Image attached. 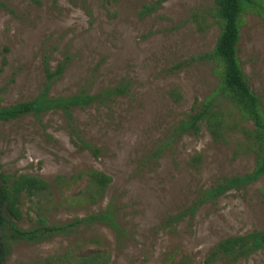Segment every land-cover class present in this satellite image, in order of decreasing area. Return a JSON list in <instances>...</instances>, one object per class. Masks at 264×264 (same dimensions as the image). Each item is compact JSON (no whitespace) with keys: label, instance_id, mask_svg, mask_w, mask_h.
<instances>
[{"label":"rangeland","instance_id":"obj_1","mask_svg":"<svg viewBox=\"0 0 264 264\" xmlns=\"http://www.w3.org/2000/svg\"><path fill=\"white\" fill-rule=\"evenodd\" d=\"M159 1L0 0V107L34 99L45 69L59 65L51 97L124 89L74 108L71 121L52 111L0 124V173L53 185L46 199H23L20 228L35 226L37 208L48 225H63L110 204L121 230L84 223L40 244L15 243L4 264H74L95 255L98 264H203L224 239L264 231V175L198 205L207 190L257 163L253 122L219 94V61L198 59L221 33L215 0ZM252 1L237 58L264 113V0ZM209 100L223 115L222 139L214 141L205 123L177 135ZM89 170L111 178L93 204L85 195ZM80 173L69 188L54 184ZM193 205V214L172 219ZM214 264H264V251Z\"/></svg>","mask_w":264,"mask_h":264},{"label":"trees","instance_id":"obj_2","mask_svg":"<svg viewBox=\"0 0 264 264\" xmlns=\"http://www.w3.org/2000/svg\"><path fill=\"white\" fill-rule=\"evenodd\" d=\"M162 1L166 0H160L159 3ZM215 4L214 13L221 26V33L216 40L213 51L198 59H216L219 61L222 73L219 94L228 99L230 104L238 109L246 120L253 122L255 128L252 137L256 146L257 163L249 174L226 178L217 183L215 187L207 190L198 205L207 200L217 199L228 191L244 189L256 183L264 175V113L261 111L258 98L249 89L237 58L241 17L254 3L252 0H215ZM63 68V65H59L55 72L45 69L46 82L44 88L34 99L0 107V124L15 121L24 116L39 118L52 111L63 113L66 119L71 121V112L74 108L83 109L95 103L103 104L111 97L124 93V89L116 87L107 89L100 95H88L80 92L70 97H51L49 90L55 78L62 73ZM212 101L204 102L198 109L193 110L186 120L180 122L176 134L181 135L190 131L197 133L199 131L198 124L205 123L213 140L220 141L224 128L223 115L218 110H213ZM84 147L91 149L87 144ZM84 174L87 176L85 195L88 197V202L93 204L98 197L103 196L105 188L111 183V178L95 170L86 171ZM81 175L80 173L76 178L70 177L69 179L57 176L54 184L57 187L66 185L69 188L71 183H77L82 178ZM52 186L36 176H6L0 173V264H4L11 252L12 245L15 243L40 244L57 235H68L73 228L84 223L101 222L120 234L121 230L115 222V212L110 204L100 213L89 215L83 219H75L63 225H48L44 214L42 215L39 212L40 209L37 208L35 226L28 230L20 228L18 223L23 220L20 209L23 199L48 197ZM37 202L40 204V200ZM195 205L172 217V219L178 221L185 215L193 214L196 211ZM261 250L264 251V231L228 237L210 251L203 264H214L219 260L234 263ZM99 262L101 263L102 260L95 255L81 258L74 264H98Z\"/></svg>","mask_w":264,"mask_h":264}]
</instances>
